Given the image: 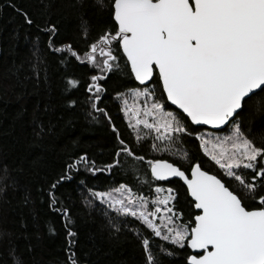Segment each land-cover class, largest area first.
Here are the masks:
<instances>
[{
	"label": "snow or ice",
	"instance_id": "obj_1",
	"mask_svg": "<svg viewBox=\"0 0 264 264\" xmlns=\"http://www.w3.org/2000/svg\"><path fill=\"white\" fill-rule=\"evenodd\" d=\"M41 3L45 12L52 6ZM94 5L107 23L89 42L92 29L83 18L78 36L69 38L62 36L59 22L50 14L41 26L29 12L9 4L38 31L33 46L38 80L41 36L46 37L47 51L59 54L60 63L90 66L86 76L62 77L63 101L69 109L85 108L95 122L105 118L114 137L111 163L97 167L86 152L74 160L70 154L63 171L50 181L49 206L66 218V264H79L77 233L72 230L71 209L56 195L59 187L81 166L95 177L115 175L113 170L119 168L136 172L137 163L150 171V179L139 182L137 191L128 183L97 191L81 180L80 187L91 197L89 205L99 201L105 216L116 214L109 216L115 232L121 231L120 223H140L141 228L129 230L140 240L142 264H264V135L257 138L251 123L254 116L264 115V0H94ZM113 76L139 82V87L117 91L114 97L121 101L137 144L142 147L151 137V150L171 152L177 157L174 162L146 160L125 141L107 106L100 107L110 94L105 85ZM168 104L177 111H166ZM203 126L215 132L202 131ZM185 137L199 142L198 148L223 177L204 170L179 147ZM2 171L0 192L8 187V170ZM173 178L186 186L190 209L198 210L190 220L184 221V212L178 210L181 185H157L152 190V182L173 185ZM144 185L154 198L138 194ZM29 199L26 195L24 203ZM121 217L125 219L114 222ZM7 238L0 232V244ZM8 254L12 264H24L15 249Z\"/></svg>",
	"mask_w": 264,
	"mask_h": 264
},
{
	"label": "trees",
	"instance_id": "obj_2",
	"mask_svg": "<svg viewBox=\"0 0 264 264\" xmlns=\"http://www.w3.org/2000/svg\"><path fill=\"white\" fill-rule=\"evenodd\" d=\"M49 2L52 6L45 12L41 0H0V174L5 167L8 170V187L0 192V232L8 234L7 240L0 244V264H12L8 254L10 248L15 249L16 256L24 264H66V218L49 206L47 190L50 181L63 171L70 154L74 160L77 154L86 152L90 159L96 161L97 167L112 161L110 154L114 137L106 119L101 117L100 122H95L85 108H67L61 95L62 77L66 74L86 76L90 74V66L85 69L60 63L59 54H50L46 49V37L41 36L38 80L33 69L37 63L33 46L38 31L34 26L26 25L23 16L9 4L14 3L17 8L29 12L41 26L50 14L53 22H59L62 36L69 38L78 36L77 30L83 18L92 29L89 42L105 27L107 17L98 11L94 0H44L45 4ZM76 43L80 49H85L83 41L77 40ZM139 86L134 77L121 76L118 80L113 76L105 85L110 94L104 96L100 107L107 106L125 141L138 154L145 155L146 160L159 158L174 162L177 157L171 152L151 150V137L142 142V147L137 144L136 134L128 127V119L121 110V101L114 99L117 91L124 92ZM166 108L177 111L169 104ZM251 123L257 138L264 135V115L254 116ZM41 126L44 129L42 133ZM201 130L210 129L202 127ZM198 143L185 137L184 144L179 147L186 150L194 162H201L204 170L223 177L218 166L198 148ZM136 167V172L130 167L119 168L113 170L115 175L97 173L93 177L81 166L79 173H73L72 180L59 187L56 195L71 209L79 264H142L140 240L135 232L129 230L141 228L140 223L127 226L120 223L121 231L115 232L109 216L115 217L116 214L110 212L105 216L99 201H93L95 206L89 205L91 197L80 187L81 180L97 191H108L121 183H128L137 191L139 182L150 179V171L146 164L137 163ZM174 180L176 184L173 185L152 182V190L157 185H181L178 210L184 212V221L190 220L198 211L190 209L183 183ZM152 190L144 185V190L138 194L153 198ZM26 195L30 196L27 204L24 203ZM123 219L121 217L114 222ZM50 228L55 232H50ZM188 251L191 252L190 249Z\"/></svg>",
	"mask_w": 264,
	"mask_h": 264
},
{
	"label": "rangeland",
	"instance_id": "obj_3",
	"mask_svg": "<svg viewBox=\"0 0 264 264\" xmlns=\"http://www.w3.org/2000/svg\"><path fill=\"white\" fill-rule=\"evenodd\" d=\"M133 103V101H132V99L131 98H129V104H132ZM166 111H170V110H168L167 108L165 109ZM127 118V117H126ZM128 119V118H127ZM205 131H208V130H205ZM209 132H215V131H210L209 130ZM217 135H223L224 133H216ZM111 190V189H110ZM109 191V190H108ZM154 198V197H153Z\"/></svg>",
	"mask_w": 264,
	"mask_h": 264
},
{
	"label": "water",
	"instance_id": "obj_4",
	"mask_svg": "<svg viewBox=\"0 0 264 264\" xmlns=\"http://www.w3.org/2000/svg\"><path fill=\"white\" fill-rule=\"evenodd\" d=\"M138 84H139V82H137ZM170 105V104H169ZM172 107H174L175 108V106H173V105H171ZM176 109V108H175ZM204 128H208V129H210V130H213V131H215L214 129H212L210 126H203ZM210 173V172H209ZM210 174H212V173H210ZM215 175V174H214ZM173 179H178V178H173ZM179 180V179H178ZM182 182V181H181ZM183 183V182H182ZM186 187V186H185ZM198 211V210H197Z\"/></svg>",
	"mask_w": 264,
	"mask_h": 264
}]
</instances>
